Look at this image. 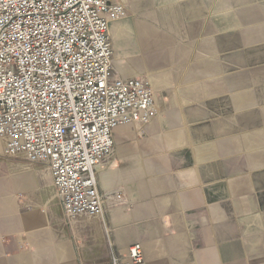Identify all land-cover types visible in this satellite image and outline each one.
I'll return each mask as SVG.
<instances>
[{
	"label": "crops",
	"instance_id": "1",
	"mask_svg": "<svg viewBox=\"0 0 264 264\" xmlns=\"http://www.w3.org/2000/svg\"><path fill=\"white\" fill-rule=\"evenodd\" d=\"M118 1L116 72L150 79L156 114L115 129L103 215L68 217L48 166L0 138V264H109L134 243L142 264H264V0Z\"/></svg>",
	"mask_w": 264,
	"mask_h": 264
},
{
	"label": "built area",
	"instance_id": "2",
	"mask_svg": "<svg viewBox=\"0 0 264 264\" xmlns=\"http://www.w3.org/2000/svg\"><path fill=\"white\" fill-rule=\"evenodd\" d=\"M118 0H0V138L9 157L48 166L70 218L103 215L96 169L115 148V129L156 114L148 78H121L111 23ZM128 259L142 264L141 243Z\"/></svg>",
	"mask_w": 264,
	"mask_h": 264
},
{
	"label": "rangeland",
	"instance_id": "3",
	"mask_svg": "<svg viewBox=\"0 0 264 264\" xmlns=\"http://www.w3.org/2000/svg\"><path fill=\"white\" fill-rule=\"evenodd\" d=\"M132 14H135V13H132ZM135 16L137 17V16H140L138 13L137 14H135ZM136 40V39H135Z\"/></svg>",
	"mask_w": 264,
	"mask_h": 264
},
{
	"label": "bare ground",
	"instance_id": "4",
	"mask_svg": "<svg viewBox=\"0 0 264 264\" xmlns=\"http://www.w3.org/2000/svg\"><path fill=\"white\" fill-rule=\"evenodd\" d=\"M125 15H123L122 17H124ZM150 80V79H149ZM151 82V81H150ZM152 84V83H151Z\"/></svg>",
	"mask_w": 264,
	"mask_h": 264
}]
</instances>
